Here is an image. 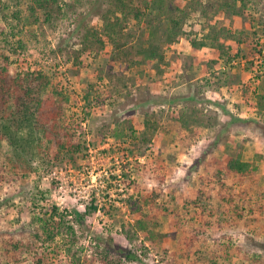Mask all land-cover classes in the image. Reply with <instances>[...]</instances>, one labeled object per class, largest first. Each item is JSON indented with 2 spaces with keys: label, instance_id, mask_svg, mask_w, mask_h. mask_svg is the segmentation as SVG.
Segmentation results:
<instances>
[{
  "label": "rangeland",
  "instance_id": "rangeland-1",
  "mask_svg": "<svg viewBox=\"0 0 264 264\" xmlns=\"http://www.w3.org/2000/svg\"><path fill=\"white\" fill-rule=\"evenodd\" d=\"M50 1L0 0V66L66 93L81 149L0 138V264H103L118 246L126 264H264V0ZM54 207L74 232L28 253Z\"/></svg>",
  "mask_w": 264,
  "mask_h": 264
},
{
  "label": "trees",
  "instance_id": "trees-1",
  "mask_svg": "<svg viewBox=\"0 0 264 264\" xmlns=\"http://www.w3.org/2000/svg\"><path fill=\"white\" fill-rule=\"evenodd\" d=\"M34 1L49 16L52 2L50 0ZM118 1L120 2L121 9L126 10L127 6L124 3L122 4L123 1ZM176 32H173V40L179 36V33ZM204 44L200 45L203 46ZM193 45L194 48H199L196 42ZM220 50L225 54L222 46H220ZM50 85L51 80L49 76L42 72L31 73L27 71L12 75L7 67L0 66V138L6 137L15 146L21 142V139L18 138L19 131L25 129L33 131L41 128L44 134L48 138L50 137L48 140L51 143H57V147L61 151L69 154L80 153L81 145L74 140L77 136L76 125L69 121L64 114L63 103L68 101L66 93L55 89L56 93L44 97V93ZM55 94L58 96L56 97ZM240 121L245 124L255 123V120L252 119L243 120L241 118ZM257 127H260V125ZM248 167L249 164L241 163L238 160L229 163V170L240 174L247 173ZM58 211L54 207L50 214L47 213L43 217L36 218L35 221H37L39 228L33 234L34 242L26 245L28 253L35 250L37 242L41 239L45 242H52L63 235L64 232H66V235H64L66 237L68 234L74 232V226L69 225L66 215ZM75 218L76 223L81 226L86 223V219L81 213L75 212ZM95 239H97L96 241L106 240L98 238V236H95ZM108 242H106V246ZM110 242L112 243V241ZM251 243L260 249H264V242L252 240ZM69 247L70 245L67 244V249L70 251ZM118 247L117 249L115 248V255L119 256L117 259H111L108 254L105 255L102 252L98 253L97 259L104 261L103 264H126V261L137 262L138 259L132 251L122 246ZM39 257L37 263L43 264L46 257L44 254ZM70 264L78 263L73 260ZM82 264L86 263L82 262Z\"/></svg>",
  "mask_w": 264,
  "mask_h": 264
}]
</instances>
